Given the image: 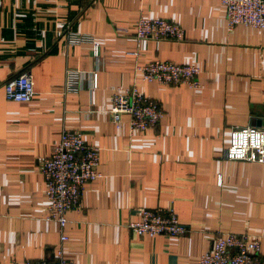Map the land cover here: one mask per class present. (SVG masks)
<instances>
[{"label": "crops", "instance_id": "crops-1", "mask_svg": "<svg viewBox=\"0 0 264 264\" xmlns=\"http://www.w3.org/2000/svg\"><path fill=\"white\" fill-rule=\"evenodd\" d=\"M139 17L177 24L182 40L134 41ZM67 29L93 35L99 60L88 46L66 47ZM152 61L197 67L199 88L133 81L134 63ZM66 70L81 75L75 93L63 90ZM23 72L34 97L5 100L2 85ZM132 83L163 117L129 135L127 116L115 130L105 112L112 88ZM263 123L264 27L227 32L220 0H0V264L50 260L59 244L38 168L62 130L99 150L81 211L65 213L72 264H197L217 234L255 237L264 255V165L220 158L230 128ZM156 208H171L187 233L149 239L126 229Z\"/></svg>", "mask_w": 264, "mask_h": 264}, {"label": "built area", "instance_id": "built-area-1", "mask_svg": "<svg viewBox=\"0 0 264 264\" xmlns=\"http://www.w3.org/2000/svg\"><path fill=\"white\" fill-rule=\"evenodd\" d=\"M224 8V26L230 32L236 26L254 30L264 27V0H220ZM116 34L128 36L126 29H115ZM136 42L143 40L179 42L183 30L175 23L164 19L139 17L130 35ZM66 47L88 46L90 55L98 61V44L88 33H62ZM133 58L137 53L129 54ZM133 81L159 86H185L198 89L199 69L192 65L178 66L170 62L152 61L144 65L134 63ZM81 75L74 70L64 72V92L78 91ZM96 87L95 74L91 75L89 91L90 106ZM5 100L14 103H28L35 93L31 76L23 72L2 85ZM115 130L120 127L121 116H127L128 134H142L157 126L163 117L159 103L139 93L135 84L127 88H112L108 109L105 112ZM98 148L85 145L78 131L62 130L50 154L39 163V174L43 179L46 199L45 220L56 224L59 244L50 260L16 262L10 264H72L63 257L62 245L67 241L63 229L67 223L65 213L81 211L80 197L83 185L99 177ZM220 158L227 162H244L264 165V123L259 127L244 126L230 128L228 144ZM217 183H220L218 178ZM137 220L128 222L126 229L135 237L164 239L182 237L187 233L171 208L139 210ZM197 264H264V255L259 252V240L246 234H217L209 250L197 260Z\"/></svg>", "mask_w": 264, "mask_h": 264}]
</instances>
